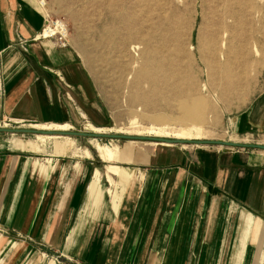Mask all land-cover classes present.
Returning a JSON list of instances; mask_svg holds the SVG:
<instances>
[{
	"label": "crops",
	"instance_id": "obj_1",
	"mask_svg": "<svg viewBox=\"0 0 264 264\" xmlns=\"http://www.w3.org/2000/svg\"><path fill=\"white\" fill-rule=\"evenodd\" d=\"M26 2L0 0V121L71 128L72 108L64 101V85L83 86L85 72L71 57L62 68L64 78L58 76L62 73L59 58L66 55L31 42L39 36L46 17ZM19 38L25 41L26 50ZM235 128L240 133L264 134V91L239 113ZM136 142L126 140L117 146L112 160L101 157L108 166L100 177L96 168L90 171L86 159L73 160L77 153L63 150L60 141L47 156H40L27 149L32 146L28 142L0 139V264H41L45 251L63 249L72 240L77 246L70 254L95 264L103 243L156 242L138 241V236H144L137 232L142 227L159 228L153 236L163 234L162 243L201 245L194 258L209 264H242V254L252 249L251 264L256 251L258 263L264 262L263 151H186L177 144L144 141L149 146H143ZM189 145L195 144L182 146ZM114 161L155 169L143 175L147 184L162 186L154 195L156 202L164 194L163 204L141 202V192L128 185L127 168ZM168 174L177 183L165 191ZM102 177L113 188L103 189ZM104 196L109 197L108 205L99 204ZM94 210L96 215H91ZM233 210L239 212L237 218ZM248 213L256 219L252 221ZM77 228L100 231L85 238L83 231L75 232ZM105 229H115L113 239ZM118 233L123 237H117Z\"/></svg>",
	"mask_w": 264,
	"mask_h": 264
},
{
	"label": "rangeland",
	"instance_id": "obj_2",
	"mask_svg": "<svg viewBox=\"0 0 264 264\" xmlns=\"http://www.w3.org/2000/svg\"><path fill=\"white\" fill-rule=\"evenodd\" d=\"M22 1H27L46 17L42 30L54 22L65 27V34L56 32L49 37H40L41 30L31 41L66 55L59 58L62 73L58 76L64 78L62 68H66V60L71 57L85 72L83 86L64 85V101L72 108L71 111L68 107L72 125L66 131H92L95 126L88 123L91 122L107 127L94 128L98 131L93 132L264 143L263 133H240L235 128L239 113L264 91V0ZM80 76V81H84ZM23 123L33 122L1 120L0 126L36 128ZM48 137L51 138L42 135L37 138L36 134L30 133L0 134V139L28 142L32 146L27 149L41 153L40 156H47L45 153L53 150L56 141L71 140L68 149L77 153L71 158L86 159L90 162V171L96 168L100 177L107 172L108 163L102 161L101 157H105L101 150L94 148L96 143L114 147L117 155V146L126 142L123 139ZM145 143L137 141L135 144L149 146ZM177 145L186 151L247 149ZM256 150L264 153V150ZM113 163L127 168L128 185L141 192L140 201L163 204L164 194L161 201L157 199L156 202L154 195L156 188L162 186L147 184L143 175L155 169ZM171 178L169 176L163 186L165 191L177 183V178ZM102 183L105 190L113 188L107 186L104 177ZM145 190L150 195L143 197ZM102 203L108 205L109 197H102L99 204ZM96 213L94 210L91 215ZM248 214L252 221L256 219ZM232 215L237 218L239 212L233 210ZM114 230L105 229L110 239H113ZM166 230L160 231L166 234ZM77 231H83L82 235L87 238L100 229L77 228ZM137 232L144 235L138 236V241L154 239L156 242L103 243L100 245L101 256L95 264H209L205 259L194 258L195 250L201 245L162 243L163 234L153 236L159 233V228L142 227ZM122 235L118 233L117 237L122 238ZM75 245L72 240L70 244L64 243L63 249L45 251L41 264L50 260L55 264H93L70 254ZM253 252L254 249L242 254V264H251ZM254 255L252 264H259L256 260L258 251Z\"/></svg>",
	"mask_w": 264,
	"mask_h": 264
},
{
	"label": "water",
	"instance_id": "obj_3",
	"mask_svg": "<svg viewBox=\"0 0 264 264\" xmlns=\"http://www.w3.org/2000/svg\"><path fill=\"white\" fill-rule=\"evenodd\" d=\"M0 133H10V134H60L74 137H84L95 138V139H110V140H138V141H155V142H167L170 144H205V145H221L227 147H238L247 149H261L264 150V143H245L239 141H230L224 139H198V140H187V139H173L164 137H154L149 135H130L125 133H115V132H93V131H83V130H70V131H57V130H41L29 127H5L0 126Z\"/></svg>",
	"mask_w": 264,
	"mask_h": 264
},
{
	"label": "bare ground",
	"instance_id": "obj_4",
	"mask_svg": "<svg viewBox=\"0 0 264 264\" xmlns=\"http://www.w3.org/2000/svg\"><path fill=\"white\" fill-rule=\"evenodd\" d=\"M53 25L54 26H52V24H48L44 28V30H42V32L40 34V37H49L50 35H53L56 32H61V33H64L65 34V27H64V25H62V23L54 22ZM18 122L19 121H16L15 123H18ZM33 127H36L38 129H41V130H57V131H66L67 129H69V128H66V127L57 128V129H51V128H46V127L37 126V125H35ZM91 130L92 131H98L97 129H94V128H92ZM152 134H154V133H152ZM41 135L42 136H46L47 138H51V137H48V136H65V135H60V134H40V133H38V134H36V137L37 138H40ZM153 136L154 137H164V138H168V136H166V135L154 134ZM68 137H71V136H68ZM183 138H186V137H180V136H174L173 137V139H183ZM88 139H95V138H88ZM187 140H198V139H187ZM132 141H138V140H132ZM151 142H155V141H151ZM155 143L170 144V143H167V142H155ZM71 144H72V141L71 140H63V141L60 142L59 145L64 150V148H69V146ZM190 144L205 145V144H196V143H190ZM90 145H92V144H90ZM181 145H187V144H181ZM217 146H221V145H217ZM94 148L96 150H101L102 156L105 157V159H111L112 160V159L115 158L116 150L114 149V147H112L110 145H106L105 144L104 147H102L100 145V143H96V145L94 146ZM84 151L89 155V150L87 148H85Z\"/></svg>",
	"mask_w": 264,
	"mask_h": 264
},
{
	"label": "built area",
	"instance_id": "obj_5",
	"mask_svg": "<svg viewBox=\"0 0 264 264\" xmlns=\"http://www.w3.org/2000/svg\"><path fill=\"white\" fill-rule=\"evenodd\" d=\"M52 26H54V25H52ZM44 30V29H43ZM55 34V33H54ZM53 34V35H54ZM50 36H52V35H50ZM19 42H21V44H22V48L24 49V50H26L27 48L25 47V44H24V40H22L21 38H19ZM7 121L8 122H13V123H15L16 121L15 120H13V119H7Z\"/></svg>",
	"mask_w": 264,
	"mask_h": 264
}]
</instances>
